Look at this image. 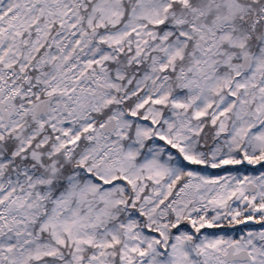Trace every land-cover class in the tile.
<instances>
[{
	"label": "snow or ice",
	"instance_id": "snow-or-ice-1",
	"mask_svg": "<svg viewBox=\"0 0 264 264\" xmlns=\"http://www.w3.org/2000/svg\"><path fill=\"white\" fill-rule=\"evenodd\" d=\"M0 264H264V0H0Z\"/></svg>",
	"mask_w": 264,
	"mask_h": 264
}]
</instances>
